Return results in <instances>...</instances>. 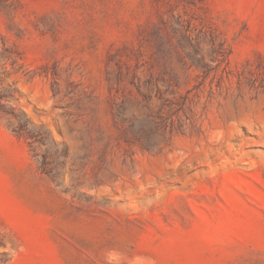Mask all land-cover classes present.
<instances>
[{"label": "rangeland", "instance_id": "1", "mask_svg": "<svg viewBox=\"0 0 264 264\" xmlns=\"http://www.w3.org/2000/svg\"><path fill=\"white\" fill-rule=\"evenodd\" d=\"M0 109V264H264V0H0Z\"/></svg>", "mask_w": 264, "mask_h": 264}, {"label": "trees", "instance_id": "2", "mask_svg": "<svg viewBox=\"0 0 264 264\" xmlns=\"http://www.w3.org/2000/svg\"><path fill=\"white\" fill-rule=\"evenodd\" d=\"M0 114L2 117H8V116H12L14 118H16V115L14 114V112H7V111H3L0 109ZM12 126L11 131L15 134H20L22 131L25 132V134L29 137V139H35V136L32 135L29 131H27V123L26 122H21V121H16L10 124ZM36 140V139H35Z\"/></svg>", "mask_w": 264, "mask_h": 264}]
</instances>
